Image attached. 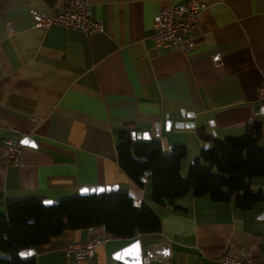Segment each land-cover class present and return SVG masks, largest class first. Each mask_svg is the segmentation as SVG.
<instances>
[{"label": "crops", "instance_id": "0c3cea01", "mask_svg": "<svg viewBox=\"0 0 264 264\" xmlns=\"http://www.w3.org/2000/svg\"><path fill=\"white\" fill-rule=\"evenodd\" d=\"M66 1L0 0V149L6 139H29L21 166L0 160V214L10 200L54 203L84 187L116 185L136 207L148 203L147 174L139 188L117 164L125 126L157 138L165 155L183 145V178L203 147L198 129L223 139L256 121L264 148V0H198L206 9L188 51L157 48L152 35L161 8L189 0H88L91 20L102 27L90 36L32 27L31 9L51 14ZM254 187L263 201L247 212L191 195L175 202L180 211L153 207L160 232L134 240L143 264H216L228 250L264 259V185ZM86 237V230L64 231L33 249L35 263L78 264L66 247ZM134 241L110 238L87 264H119L113 256Z\"/></svg>", "mask_w": 264, "mask_h": 264}, {"label": "trees", "instance_id": "16d2710c", "mask_svg": "<svg viewBox=\"0 0 264 264\" xmlns=\"http://www.w3.org/2000/svg\"><path fill=\"white\" fill-rule=\"evenodd\" d=\"M52 6L54 0H42ZM203 144L187 176L180 175L186 156L183 145H174L165 155L157 138L142 140L131 136L125 126L117 138V164L139 188L144 175L150 184L148 203L136 207L126 191L79 196L78 194L43 205L42 198L10 200L0 214V264H36L34 255L21 257L47 244L64 231L104 228L114 239L134 241L139 235L160 232L161 219L153 207L171 206L187 195L208 197L217 205L233 203L239 212L252 210L262 203L264 185V148L259 122H251L241 136L215 139L203 129L197 130Z\"/></svg>", "mask_w": 264, "mask_h": 264}, {"label": "built area", "instance_id": "2783aa9c", "mask_svg": "<svg viewBox=\"0 0 264 264\" xmlns=\"http://www.w3.org/2000/svg\"><path fill=\"white\" fill-rule=\"evenodd\" d=\"M205 9L206 4L198 0L161 8L153 20L152 40L155 47L177 46L181 50H190L193 43L188 35L197 24L199 14ZM29 14L32 27L35 29L46 30L52 26H60L79 30L87 36L102 31L101 24L91 20L88 0H67L59 12L51 14H43L33 9ZM213 61L220 62L219 55L214 56ZM260 95L264 103V68L261 69ZM22 157L19 139L12 137L2 142L0 160L4 165L21 166ZM97 230L98 228H88L84 241L71 242L67 245V253L73 255L78 264H87L97 247L110 240L109 236L100 237ZM216 264H264V259L253 258L248 250L239 252L228 250L218 258Z\"/></svg>", "mask_w": 264, "mask_h": 264}, {"label": "water", "instance_id": "95a60500", "mask_svg": "<svg viewBox=\"0 0 264 264\" xmlns=\"http://www.w3.org/2000/svg\"><path fill=\"white\" fill-rule=\"evenodd\" d=\"M171 120L169 119V125L167 129L171 126ZM175 127H182L183 125H179L178 123L174 125ZM131 136L136 139L148 140L150 137L147 133L144 134H135L131 133ZM28 138H24L20 140V145H27ZM118 187L116 185L110 187H84L81 188L78 192L79 196H87V195H97L102 193H109L117 191ZM54 203L52 201L45 200L43 201V205L49 207L52 206ZM34 251H22L20 253L21 257L26 256H33ZM113 259L118 262L119 264H143L142 256H141V249H140V242L138 240L132 242L130 245L126 246L122 250L118 251L114 256Z\"/></svg>", "mask_w": 264, "mask_h": 264}]
</instances>
